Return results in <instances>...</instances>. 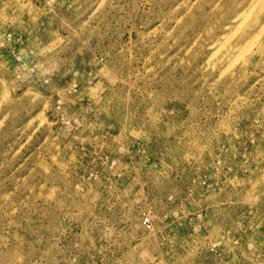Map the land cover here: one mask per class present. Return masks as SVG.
<instances>
[{
    "label": "rangeland",
    "instance_id": "rangeland-1",
    "mask_svg": "<svg viewBox=\"0 0 264 264\" xmlns=\"http://www.w3.org/2000/svg\"><path fill=\"white\" fill-rule=\"evenodd\" d=\"M0 264H264V0H0Z\"/></svg>",
    "mask_w": 264,
    "mask_h": 264
}]
</instances>
